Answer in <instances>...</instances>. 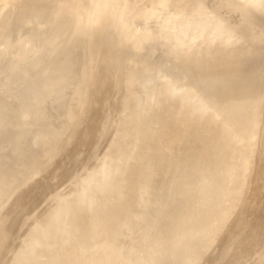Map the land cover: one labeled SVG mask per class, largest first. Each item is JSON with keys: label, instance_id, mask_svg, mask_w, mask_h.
I'll return each mask as SVG.
<instances>
[{"label": "bare ground", "instance_id": "obj_1", "mask_svg": "<svg viewBox=\"0 0 264 264\" xmlns=\"http://www.w3.org/2000/svg\"><path fill=\"white\" fill-rule=\"evenodd\" d=\"M88 3L89 0H0V205H2L0 209V264L6 254L9 241L16 234L15 228L20 217L40 204L41 196L52 186L48 181L37 177L49 174L54 168L64 171L62 176L64 177L66 171L73 170L82 164L89 155L91 145L105 131L108 119L104 118V108H107L109 93L115 87L112 85L113 80L115 82V78L122 72L130 71L128 82L131 83L137 77L139 79L144 72L153 74V72H159L160 69L164 71V75H160L163 73L159 72V76L164 77L165 80L162 79L163 84L161 80H158L161 81L158 85L162 86L157 92L156 100H152L156 94L153 92L156 85L152 90L149 87L150 92L154 93V96L149 94L148 101L150 99L149 102H152L150 104L148 102L145 106L150 109L149 114L141 117L139 116L140 111H137L138 114L129 112L131 115L129 114L126 120L123 119L125 122L121 127L117 124L120 128L119 139L111 144L107 152L103 154L104 158L101 157L103 160H98L101 162H98L100 165L94 164L98 167H95L82 180L74 192L57 196V200L51 206L42 210L41 215L21 239L22 242L17 243L18 249L12 253L9 264H72L73 262L74 264H89V252L88 254L85 252L87 261L84 262L85 257L83 259L82 256L79 257V253L82 254L80 249L92 250V245L98 243L97 241L104 235L110 234L113 229L117 228V232L122 229L125 232L124 228L127 223L133 222L134 224L139 214L141 218H138V224L134 225L138 237L136 238L137 235L132 233L134 230L131 229L135 238L130 241L129 237L124 238L125 244L119 248V255L133 256L141 251V255L137 254L136 257L145 256L144 263L149 264L150 259L148 258L150 257L147 258L149 255L147 251H152L149 249L151 244L148 248L143 245L146 247L143 249L142 244L138 242L140 237L144 240L141 236L142 231L145 234L144 230H147L146 235H148L142 243L153 245V243L162 242L165 247L163 244L165 240H171L169 242H171L173 251L170 253H174V249L182 245L184 248L187 247L182 244L186 241L192 242L198 238L199 242L201 238L203 243L202 239L207 238L204 244H201L203 246H196L200 242L197 243L195 240L193 244L196 243V248L191 247L193 244L190 243L191 248L189 249L195 248V250L194 252L188 250L191 255L193 254L190 256L189 252V259L185 257L184 261V256L183 259L180 258L182 259L180 261L184 263L188 260L189 264H196L198 258H201L207 249L205 243L207 245L208 237L213 238V234L217 233L215 232L218 229L217 226L225 225L228 220L225 217V222L221 219L218 222L224 224H217L215 221L221 210H218L219 214L214 217L217 212L215 208L224 203L223 207L227 206V203L230 209L234 207L236 198H242L235 197L237 193L239 194L241 184L244 183L245 187V182L249 180L251 181L247 189L248 194L244 197H247L246 201L253 199V202H250L251 205L244 202L249 205L246 207H251L254 211V208L259 209L264 201V144L262 140L259 141L261 138L258 139L261 135L260 124L264 117V9L257 10L247 7L246 0H169L172 10L194 13L205 9L214 12L222 16L244 37V44L236 48L217 47L194 51L188 55L171 56L159 48L146 49L144 52L137 53L121 46L107 23H102L93 29L86 28L80 21L79 14ZM91 42L97 49V51L94 48L93 50L101 52L97 56L98 69L95 73H92V70L89 73V66L85 67L87 62L84 64L78 74V80L83 86L84 82L87 83L88 76L91 75L89 89L83 95L75 94L76 91L71 90L72 60L64 59L61 63H57L54 57L77 52V47L81 44L85 46V53L87 49L90 52ZM115 48L124 49V52H121L122 57L125 52L136 54L144 68L145 63L149 64L154 57L155 63L157 65L160 63V69L156 71L154 66L155 71L151 68V70L141 69L134 72L132 67L135 61L121 60L113 54L116 52ZM44 71L45 73L40 76ZM101 74H104L102 79ZM148 75L147 78H149ZM36 77L39 78L34 81ZM141 79L145 80L144 77L140 78V81ZM29 80L33 83L30 84L31 87L25 95L26 98L24 97L25 100L20 99L21 95L18 92L19 95L13 94V91L18 90ZM41 89L43 94L39 93ZM13 95H18V97L10 103L8 100ZM74 95L78 98L71 102L76 98ZM123 95L120 99L124 97ZM128 96L130 94H127V97L125 95L127 99L125 98L121 104L122 106L125 104V108L136 99L134 95ZM137 96L139 97L140 94L138 93ZM140 98L138 99L141 100ZM2 99L8 101V104L4 103L5 106L18 105L19 111L10 118L6 117L10 108L4 106L2 102L5 101ZM26 100L30 101L31 110L25 109ZM66 101L69 106L66 107L63 116H60L58 109ZM139 102L138 105H135L136 102L133 103L135 106L131 103L133 107H129L135 109L136 106L139 107ZM118 105L115 106V112L120 108ZM124 112L123 107L122 115L127 114ZM66 123H71V134L67 141H61L62 127ZM28 135L32 136L29 142L26 138ZM38 139H40L39 143L35 144ZM68 144L73 153H70V148H68L71 155L69 154L70 157L67 155L68 159H66L61 151ZM124 151L125 153H122ZM252 174L255 176L253 180ZM119 178L124 181L123 185L121 183L122 186L119 185L120 187L114 185L115 182L118 184L116 180ZM215 182L219 183L215 184ZM243 188L240 192H243ZM108 191L111 192L108 193ZM103 199L106 205L112 207V211L110 212V208L109 213L107 212L108 206L107 210L103 208L108 214L102 213L103 217H101L97 212L103 210H98L100 208L97 209L95 206L98 211L93 209L94 212H92H96V216L99 215L101 218L92 222L91 216L93 215L90 209L93 205H99L98 203ZM229 201L234 202H232L233 206H230ZM215 203L219 205L217 207L215 205L214 218L211 212L212 219H210L207 214L210 212L208 208L213 207ZM245 204L241 205V208H244ZM246 207L244 211H247ZM227 210L226 212H229ZM224 211L221 213L223 214ZM235 211H231V214ZM203 212H206L207 218H204L206 214ZM254 212L252 214H255ZM129 213L139 214L135 215L136 219L134 216L133 219L130 217L132 219L130 221L127 216ZM242 213H239V216ZM202 214H205L204 217L199 216ZM123 215L127 217L124 218ZM223 215L226 216V214ZM247 215L245 214L243 218ZM94 217L92 220L95 219ZM197 217L200 218H198L199 221L202 220L201 218L205 219L200 225L203 228L198 229L202 222L200 221L195 225L198 227L197 230L194 226L184 229L187 230L185 235L184 230L181 231V226L185 222L187 225L189 221L194 222ZM258 219L260 220V217ZM247 220L241 221L244 223ZM255 220L257 221L256 217ZM206 221L208 223L204 224ZM255 224L250 228L246 227L249 229L244 237L252 244L253 242L259 244V255L258 250L255 251L259 257L256 262L264 264V249H262L264 247V219ZM131 226H133L132 223ZM191 227H194L195 232H189L192 230ZM235 227V230L228 233L227 244L219 252L218 257L215 260L212 259L214 264H241L238 254L231 248L239 235L237 231L240 225ZM246 228L243 229L247 230ZM212 230H215V233ZM128 234L125 236L127 237ZM121 237L112 239L108 243L103 240L104 244L101 249L107 248V258L108 256L111 258L113 253L117 252L114 246L120 245L119 243L123 241ZM167 243L166 246L169 247L170 244ZM95 247L96 245L93 248ZM158 247L159 244L152 252L158 254L164 250L161 246V248ZM167 247H165L166 250H169ZM185 249L183 250L187 251ZM98 251L94 253L93 249L94 254L91 257H98L100 253ZM163 253L165 254V251ZM180 254L178 253L181 257L185 253ZM252 255L255 257L254 253ZM76 256L82 261L76 260ZM179 256L176 254L175 257ZM124 259L120 256L117 261L109 263L121 264ZM255 259L256 257L254 261ZM106 261L108 263L109 259ZM165 261L167 262L168 259ZM177 262H179L178 259ZM177 262L175 260V263ZM90 263L99 264L95 260Z\"/></svg>", "mask_w": 264, "mask_h": 264}, {"label": "rangeland", "instance_id": "obj_2", "mask_svg": "<svg viewBox=\"0 0 264 264\" xmlns=\"http://www.w3.org/2000/svg\"><path fill=\"white\" fill-rule=\"evenodd\" d=\"M90 46H91V48H90V46H89V48L91 49L90 50V52H89V50L87 49V52L85 53L84 52V50H85V46H84V44H81V45H78V47H77V52H71V53H69V54H67V55H59V56H55L54 57V59H55V62H57V63H61L64 59H70V60H72V62H73V80L71 81V90H74L73 92H75V94H85L87 91H88V89H89V82H90V80H91V75L90 76H88V79H87V83H83V86H82V84H81V82H80V80H78L79 79V73H80V71H81V69L83 68V66H84V64L87 62V64L85 65V67H88L89 66V73H90V71L92 70V73H95V72H97V69H98V58H97V56L98 55H100V53L101 52H95V51H97V49H95L96 47H93V42H91L90 44H89ZM95 46V45H94ZM93 48H94V50H93ZM116 49V48H115ZM124 49L123 48H118V49H116V50H114V51H116V52H113V54L114 55H116V56H118V57H120V59L121 60H125V59H132V61H135V64H133V70H134V72L135 71H139V70H141V69H150L151 70V68H152V70L153 71H158L157 69L159 68V64L160 63H158V65H157V63H155V60H153V59H155L154 57H153V59H151L149 62V64H148V62L147 63H145L146 65H145V68L143 67V66H141V63H140V59L136 56V54H133V53H128V52H125L123 55V57H122V54H121V52L123 51ZM124 52V51H123ZM64 56H67V57H64ZM138 59V60H137ZM148 64V65H147ZM156 68H155V67ZM50 67V66H49ZM154 68H155V70H154ZM94 69V70H93ZM160 69V68H159ZM47 71V70H46ZM163 70L162 69H160L159 70V72H161V73H163V74H160L159 72H153V74L150 72V73H148V72H144V73H142L143 75H140V78H142V77H144L145 78V80L143 79H141V81H140V78L138 79V77L136 78V80L135 81H133V82H131V83H129L128 82V76H130V74H129V72L128 71H124V72H122L117 78H115V82H114V80H113V83H112V85H114L115 87H114V89H111V92L109 93V100H108V103H106V105H107V108L105 107L104 108V113H105V116H104V118H107L108 119V123H107V125H106V128H105V131L100 135V137H99V139L93 144V145H91L92 147H91V149H90V151H89V155H88V157L86 158V159H84L83 160V162H82V164H80L79 166H77V167H72V168H74L73 170L71 169V170H68V171H66V174H65V176L64 177H62L63 176V173H64V171H62L61 169H58V168H54V170L52 169V167H51V165H50V167H51V169H52V172H50L49 174H44V175H39L37 178L38 179H41V180H44V181H48L49 182V184H51L50 186V189L45 193V194H43V195H45V196H41L42 198H41V202H40V204H38L34 209H32V210H30V211H28V212H26V213H24L21 217H20V219H19V221H18V223H17V225H16V228H15V235L11 238V240L9 241V243H8V246H7V250H6V254L4 255V259H3V261L1 262V264H9V260H10V257H11V255H12V253L16 250V249H18V246H17V243L18 244H20L21 242H22V240L21 239H23L24 238V236H25V234H26V232H27V230L30 228V226L33 224V222L41 215V213L44 211V209H46L47 207H49V206H51L52 205V203H54L56 200H57V198L59 197V196H61V194L62 195H67V194H70L71 192H74L79 186H80V183L82 182V180L88 175V174H90L91 172H92V170H94L95 169V167H96V165H98L99 163H101L100 161H98V160H100V159H102V158H104V155L103 154H105L106 152H107V150L109 149V147H110V145L111 144H114V142L116 141V140H118L119 139V136H120V133H119V129L120 128H118V125H119V127H121V125L125 122L124 120H126L132 113H137V111L139 112V116H141V117H143V116H145V115H147V114H149V112H150V109L148 108V107H145V106H147V103L150 101V99H149V101H148V97H150L149 96V94L151 95V96H154V93H156L155 94V96L154 97H152V98H154V99H152V100H156V97H157V92H158V90H159V88H161V86L162 85H158V84H161L160 82L162 81V79H164L165 80V78L163 77L162 78V76H159V74L160 75H164V71L162 72ZM132 72V71H131ZM45 73V71L44 72H42L41 74H40V76H42L43 74ZM145 74H149L148 75V77L149 78H147V75L145 76ZM151 74V75H150ZM157 74V75H156ZM102 76H101V79H102V77H103V75L104 74H101ZM127 75V76H126ZM142 76V77H141ZM157 76V78H155V77ZM126 77V78H125ZM159 77H161V78H159ZM38 78L39 77H36V78H34V81H36V80H38ZM125 78V79H124ZM123 79L125 80V81H123ZM127 79V80H126ZM150 79V80H149ZM32 80V79H31ZM158 80H161V81H158ZM141 82V86L139 85L140 84V82ZM145 81V82H144ZM124 82V83H123ZM164 82H166V81H164ZM33 83V81H30L29 80V82L28 83H26V84H24V85H22L20 88H18V90L16 89V91H13V94L15 95V93H19L20 95H21V97H20V99H24L25 100V95H26V93L28 92V90H29V87H31L30 86V84H32ZM124 84V85H123ZM128 84H130V85H128ZM134 84H136L135 86H134ZM138 84V85H137ZM162 84H163V81H162ZM133 85V86H132ZM151 85V86H150ZM156 85V87L154 88V86ZM82 86V87H81ZM85 86H86V88H85ZM119 86V87H118ZM128 86H130V87H128ZM136 86H138V87H136ZM140 86V87H139ZM158 86H160V87H158ZM149 87L151 88V90L154 88V90L155 91H153L154 93L152 94L150 91V89H149ZM158 87V88H157ZM85 88V89H84ZM139 89L141 92H136V91H139V90H136V89ZM145 88V89H144ZM82 89V93L80 92V90ZM121 89H123L122 91H123V94H124V92H125V94L123 95L122 94V91H121ZM133 90H136V91H133ZM142 90H143V92H142ZM149 91V92H148ZM78 92V93H77ZM128 92H130V93H128ZM17 93V94H18ZM39 93H42L43 94V91H42V89L39 91ZM134 93H136V94H134ZM140 94V96L138 97L137 96V94ZM142 93V94H141ZM147 93V94H146ZM18 94V95H19ZM127 94L129 95L130 94V96H136V97H134V98H136L135 99V101H131V103L133 104V103H135V105H138V102L140 101L141 102V104H140V102H139V107L138 106H136V108L134 109V108H131V107H133V106H135L134 104H133V106L131 105V103L129 104V105H127L128 107L127 108H125L126 107V105L125 104H123V106L121 105L122 103H123V101H125V98L127 97ZM11 96V98L8 100L10 103H12V101L13 100H15L17 97H18V95L17 96ZM113 95V96H112ZM124 96L122 99H120L121 98V96ZM125 95H126V97H125ZM143 95V96H142ZM78 96H81V95H78ZM130 96H128V97H130ZM146 96V97H145ZM25 97V98H24ZM76 97V95H74V98ZM118 97H119V99H118ZM140 98L141 100H139L138 98ZM145 97V98H144ZM77 98L78 97H76L73 101H71V102H74L75 100H77ZM127 99V98H126ZM147 99V100H146ZM7 100V99H6ZM6 100H4V99H2V101H5V102H2L3 104L4 103H6L7 102V104H8V101H6ZM118 100L119 101V105H118V101L116 102V101ZM122 100V101H121ZM113 102H115V104L117 103V105H118V108L119 109H116V112H115V106H117V105H115ZM152 102V101H151ZM151 102H149V104L151 103ZM153 102H155V101H153ZM26 103H27V106H26V110H31V108H32V105H31V103H30V101H28V100H26ZM126 103V102H125ZM154 104V103H153ZM4 106H5V104H4ZM69 106V103H68V101H66L65 103H64V105H62L59 109H58V111H59V114L58 115H60V116H63V114H64V112L66 111V107H68ZM121 106H122V108H121ZM129 106H131V107H129ZM5 107H7V108H10V111H9V114L7 113L6 114V117H8V118H10L11 116H13L14 114H16L18 111H19V106L18 105H13V106H5ZM123 107H124V113H127V114H123L122 115V113H123ZM139 109H138V108ZM141 107V108H140ZM145 108H148L147 109V111H144V110H146ZM121 109V110H120ZM126 109H127V111H126ZM132 109V110H131ZM136 110V109H138V110H136V111H134V110ZM117 110H118V112H117ZM121 113H120V112ZM134 111V112H133ZM129 112H131V114L129 113ZM142 112V113H141ZM130 114V115H129ZM138 114V113H137ZM125 115V116H124ZM109 116H111V118H109ZM4 117V119H5V115L3 116ZM124 119V120H123ZM116 120V121H115ZM264 117H263V119H262V121H261V124H264ZM263 122V123H262ZM118 124V125H117ZM261 124H260V127L262 128H260V131H261V135H259L258 136V139H260L259 141H261L263 144H264V138H262V137H264V125L263 126H261ZM70 125V126H69ZM115 126H117V127H115ZM16 127V126H15ZM63 129V132H62V136L60 137V139H61V141H63V140H65V141H67V139H68V136L71 134V123H66L65 124V126H63L62 127ZM117 130V131H116ZM114 135H115V137H114ZM117 135V136H116ZM262 136V137H261ZM26 138H27V140H28V142L29 141H31V138H32V136L31 135H28V136H26ZM26 138H24V139H26ZM39 140L40 139H38V140H36V142H35V144L36 143H39ZM104 140V141H103ZM261 142H259V143H261ZM261 143V144H262ZM97 144V145H96ZM69 146V147H68ZM101 146V147H100ZM113 146V145H112ZM104 147H105V149H104ZM68 148H70V150L68 149ZM125 149V148H124ZM128 148H126V150H127ZM70 151V153H73L72 151H71V146H70V144H68V145H66V147H65V149L64 150H62L61 152H63V154L66 156V159H68V156L70 157V153H69V151ZM106 150V151H105ZM122 153H125V151L124 152H122ZM70 154V155H69ZM68 155V156H67ZM94 155V156H93ZM103 155V156H102ZM98 156H100V157H98ZM102 157V158H101ZM97 158H99V159H97ZM103 160V159H102ZM101 160V161H102ZM99 162V163H98ZM86 163V164H85ZM97 163V164H96ZM94 164H96V165H93ZM100 165V164H99ZM98 165V166H99ZM84 166V167H83ZM93 166V167H92ZM97 166V167H98ZM49 167V168H50ZM96 167V168H97ZM79 168V169H78ZM49 171V169L47 170V172ZM81 174V175H80ZM252 176V177H251ZM250 177L252 178V180L254 179V174H252ZM254 176V177H253ZM251 178H249V179H251ZM52 181V182H51ZM66 181V182H65ZM117 181V183L118 184H116V182H115V184L114 185H120V186H122L123 184H124V181H123V179L121 180V178H119V180H116ZM119 181V182H118ZM251 180H249L247 183L245 182V187H244V183H242L241 184V186H243V187H241L240 186V188H239V194L241 193H243V195H239L238 193H237V195L235 196V197H242V198H236L237 200H238V202H237V200L236 201H232V202H230L229 201V203L231 204L230 206H233L234 205V207H232L231 209H230V207L228 206L229 204L227 203V206L229 207V209H228V207L225 205V207H223V205L225 204L223 201H222V199H221V201L224 203L223 205H221L220 203H221V201H219L218 203L221 205V206H218L219 204L218 203H215L214 204V206L213 207H210V208H208V211H210V212H207V214H209L208 216H210V219H212V218H214V217H216L217 216V214H219L218 213V210H221L220 211V218H219V216L217 217V219H216V221L215 222H217V224H220V223H223V222H225V220H226V218L225 217H227V219L228 220H226V223H225V225H223V226H221V225H218L217 227H218V229H217V227H215V228H213V229H215V230H212L213 232L215 231V232H217V233H219V234H213V238H210V237H212V236H210V237H208L209 238V240L207 241V245L209 246H207L206 245V243H205V248H207V249H205L206 251H204V253H203V255L201 256V258H198V260L196 261V264H214V261H212V259L213 260H215L217 257H218V255H219V252H221V250L225 247V245L227 244V239H228V233H230L231 231H233V229L235 230V226H239L240 225V227H241V229L243 230V232H242V230L240 229V227L238 228V231H239V229H240V231L238 232L237 231V233L239 234V235H237L238 237H237V240H235L232 244V249H233V251H235L237 254H238V258H239V261L241 262V264H247V263H249V261H250V263L249 264H257L258 262H256L257 261V259L259 258L258 257V255H259V244H257V243H255V242H253V244H252V242H249V240L247 241L246 239H245V235L247 234V232H248V229L252 226V225H254L255 223L256 224H258V223H260V221L261 220H263L264 219V201L261 203V205L259 206V209L258 208H256V209H258V211L254 208V211H252L253 209L251 208V207H249V208H247L246 206H249V205H251L252 203H250V202H253V199H251L252 201H248V200H250V199H248L247 201L245 200V199H247V197H244V196H246L248 193V190L247 189H249L248 187H249V185H250V182ZM51 182V183H50ZM70 182V183H69ZM121 183H122V185H121ZM219 183V182H218ZM218 183H216L215 182V184H218ZM142 184V183H141ZM65 185V186H64ZM68 185V186H67ZM115 186V187H116ZM119 186V187H120ZM115 187H114V189H115ZM242 188H243V192H240V190H242ZM65 189V190H64ZM110 189H112V188H110ZM114 189H112V190H114ZM246 192H245V191ZM109 192H111V191H108V193ZM56 193V194H55ZM64 193V194H63ZM229 193H233V192H231V191H229ZM245 193V194H244ZM48 195V196H47ZM230 195H232V194H230ZM239 195V196H238ZM52 196V197H51ZM58 196V197H57ZM104 199H105V201H107L106 200V198L105 197H103ZM244 198V199H243ZM104 199H103V201L102 202H100V203H98L99 205H93V207L90 209V211H91V215H93V216H91V221L92 222H94V221H96V220H99L101 217H103V215H101L102 213L104 214H108L109 212V209H110V212L112 211V207H110V206H108V205H106L105 203H104ZM239 200H241V201H239ZM51 201V202H50ZM50 202V203H49ZM249 203V205H247V204H245V203ZM102 203V204H101ZM242 203H244L245 204V206H244V208H241L243 205H242ZM46 204V205H45ZM105 204V205H104ZM233 204V205H232ZM215 205H216V207L218 206V207H221L220 209L217 207V208H215ZM236 205H239V206H236ZM242 205V206H241ZM1 206L2 205H0V209H1ZM95 206H96V208L98 209V208H100V209H98V210H103V208H104V210H107V208H108V210H107V212H104V210L103 211H98V210H96V208H95ZM108 206V207H107ZM236 206V207H235ZM107 207V208H106ZM223 207V208H222ZM245 207H246V210L247 211H244V209H245ZM102 208V209H101ZM106 208V209H105ZM217 210V212L215 213V209ZM225 208H226V210L228 209L229 210V212H226V210H225ZM262 208V209H261ZM93 209L95 210V211H98L97 212V214H99V215H101V217L99 216V215H97L96 216V212L95 213H93L94 211H93ZM209 209H211V210H213V211H211V210H209ZM225 211H224V210ZM237 209V210H236ZM239 209V210H238ZM242 209H243V211H242ZM250 209H251V211H250ZM43 210V211H42ZM227 210V211H228ZM233 212V210L236 212H234V214L232 215L231 214V211ZM241 210V211H240ZM263 212H262V211ZM39 211H41V212H39ZM93 211V212H92ZM222 211H224L223 212V214H226V216H224L221 212ZM261 213H260V212ZM38 212V213H37ZM212 212V213H211ZM243 212V213H242ZM247 212H249L248 213V215H247ZM250 212H251V215H250ZM257 213V212H259L260 213V215H259V213H257L256 215L255 214H252V213ZM127 213V212H126ZM203 213H205L206 214V212H203ZM210 213L212 214V218H211V215H210ZM216 215H215V214ZM239 213L241 214L242 213V215H240L239 216ZM95 214V215H94ZM125 214V213H124ZM128 214V213H127ZM139 214V213H138ZM138 214H136L135 213V215H137L138 216ZM205 214H202V216L201 215H199L200 217H204V215ZM207 214L205 215V217L204 218H207L206 216H207ZM228 214H229V216H228ZM247 215V216H245V218H243L244 217V215ZM263 214V215H262ZM31 215H32V217H31ZM132 215V216H131ZM135 215H133V213H129V215H127V216H129V218L131 217L132 219H133V216H134V218L136 219V217H135ZM215 215V216H214ZM222 215H223V217H222ZM231 215V216H230ZM258 215V216H257ZM263 217H262V216ZM94 216H96V217H94ZM99 216V217H98ZM105 216V215H104ZM126 216V217H127ZM214 216V217H213ZM239 216V217H238ZM95 218V219H93L92 220V218ZM123 217L124 218H126L125 217V215H123ZM222 217V218H221ZM243 218V219H241V218ZM246 217H248L247 219H246ZM252 217H253V219H252ZM255 217H256V219H257V221L255 222L254 221V219H255ZM258 217H260V220L258 219ZM32 218V219H31ZM129 219L130 221L132 220V219ZM138 218H141V216H140V214H139V216H138ZM137 218V219H138ZM198 218L199 217H197V219H195V220H197V221H195L194 220V222H192L191 223V221H189L191 224H189V222H188V225H187V222H185L184 223V225H182L181 226V231L183 232V230L184 229H186V228H188V226H189V229H190V226H194L195 227V225H197L198 224V222H200V221H202V222H200V224H199V228L196 226L195 228V230H197V228L199 229V230H201L202 228H201V226L200 225H202V223L205 221V219L204 218H201L202 220H198ZM209 218V217H208ZM224 218V219H223ZM238 218V219H237ZM251 218V219H250ZM263 218V219H262ZM134 219V220H135ZM133 220L134 221V224H133V222H128L127 223V226L124 228L125 229V232L122 230V229H120V230H118V232H117V228L116 229H113V231H111L110 232V234L108 233V234H106V236L104 235L103 237H105V239L103 238V237H101L97 242L98 243H94V245H96V247L95 248H93L94 247V245H92V247H91V249L92 250H90L89 248V251L86 249V248H82V249H80L81 250V252H82V254H80L79 253V257L80 256H82V259L85 257V252L88 254V252H89V256H90V258H88L89 260V264H91L90 262L91 261H98L99 262V264H108L109 262H114V261H117L118 260V258H120V256L124 259L123 260V262L121 263V264H143L145 261L143 260V258H145V256L143 257H141L140 256V258L139 257H136V256H138L140 253H142L141 251L140 252H137V253H135V254H133V256H131L130 254H127L126 256L125 255H119V248H121L122 247V245L123 244H125V242H124V238H128L129 237V241L132 239V238H135V234H136V225L138 224V220ZM200 219V218H199ZM203 219H204V221H203ZM220 219H221V221H223V222H220V223H218L219 221H220ZM223 219V220H222ZM247 220V222H244L243 223V221H246ZM249 219H250V223H248V221H249ZM139 220H141V219H139ZM209 220V219H208ZM238 220H240L239 222H238ZM241 220H243V221H241ZM31 221V222H30ZM259 221V222H258ZM29 222V223H28ZM197 222V223H196ZM209 222H211L210 220H209ZM251 222H252V224H251ZM27 223V224H26ZM131 223H132V225L134 226V228H133V226H131ZM195 223V224H194ZM206 223H208V221H206L204 224H206ZM247 223H248V225H247ZM254 223V224H253ZM29 224V225H28ZM193 224V225H192ZM216 224V223H215ZM216 224V225H217ZM236 224V225H235ZM241 224L243 225H245V227H244V225L243 226H241ZM255 224V225H256ZM131 227H130V226ZM187 225V226H186ZM247 225V226H246ZM129 226V227H128ZM185 226V227H184ZM229 226V227H228ZM194 227H191L192 228V230H190L189 232H191V231H194ZM246 227H249V228H246ZM221 229V231H220V229ZM243 228H246L247 230H244ZM126 229H128L129 231H127ZM131 229L132 230H134V232L132 231V233H135V234H132L131 233ZM150 229V228H149ZM148 229V230H149ZM188 229V230H189ZM179 230H180V228H179ZM218 230H219V232H218ZM18 231H19V233H18ZM144 231H146L145 232V234H144V232L142 231V234L141 233H139V234H141V236H143L144 237V240H145V237L147 238V235H146V233H147V230H144ZM211 231V232H212ZM245 231H246V233H245ZM113 232V233H112ZM120 232V233H119ZM123 232V233H122ZM127 232V233H126ZM131 234H130V233ZM149 232V231H148ZM195 232V231H194ZM193 232V233H194ZM196 232H199V231H196ZM212 232V233H213ZM214 232V233H215ZM241 232V233H240ZM117 233V234H116ZM130 235H129V234ZM185 235L187 234V230H184V232H183ZM183 233H182V235H183ZM243 233H245L244 235H243ZM111 234H112V236H111ZM124 234V235H123ZM125 234L127 235L128 234V236L126 237L125 236ZM242 234V235H241ZM116 237H115V236ZM131 235H133V236H131ZM137 235V234H136ZM146 235V236H145ZM18 236V237H17ZM122 236V237H121ZM125 236V237H124ZM131 236V237H130ZM140 236V235H139ZM215 236V237H214ZM241 236H243V237H241ZM245 236V237H244ZM123 238V241L121 242V243H119L120 245V247L119 246H114V249H116L117 250V252L114 254L113 253V256L111 257V258H109V256H108V258L106 257V255H108V253H107V248H105V249H101V246L104 244V242L105 243H108L110 240H112V239H118V238ZM138 237V235L136 236V238ZM216 237H217V239H216ZM103 238V239H102ZM222 238V239H221ZM224 238V239H223ZM245 239V242H244V239ZM201 238H199V242H200V244H196V243H194L193 244V241L195 240V241H197V243H199L198 242V238L197 239H191V240H193L192 242L190 241H186V242H184V243H182V244H184V245H187V247H188V249H187V247H185L186 249H187V251H184L183 249H185L184 248V246L182 245L181 247H179V248H176V249H174L175 250V252L173 253H170L171 251H173L172 249H171V242H169V241H171V240H165V242L167 243V241L169 242V243H167L168 245H169V247H167L166 246V243L164 242L163 244L165 245V247H167V249H169V250H166V248L162 245V242H160V243H158V242H156V243H153V245H152V243H148V245H147V243H142V237H140V238H138V242L140 243V244H142V247H143V245L144 246H146L147 248H148V246L150 247L149 249H151L152 251H154V249H155V246L157 247L158 246V244H159V247L158 248H161L162 246V248H164V250H162V249H160V250H162V251H160V253H161V255H160V253H158L157 254V252L155 253H153L152 251L150 252V250H148L147 252L149 253V255L147 256V258L148 257H150V258H148V259H150V263L149 264H170V263H175V260H176V262H177V259H178V261L179 262H177V263H175V264H181V263H183V264H189V261L188 260H186V262L187 263H184L183 261H180V260H182L183 259V256H184V261H185V257H187L188 259L190 258L188 255H189V252L191 251V252H194V250H195V248H196V246H203V245H201V244H204V242L206 241V239L204 240V239H202L203 240V243H202V241L200 240ZM214 239V240H213ZM241 239H243V240H241ZM103 240H104V242H103ZM143 240V241H144ZM220 240V241H219ZM101 241V242H100ZM194 241V242H195ZM212 241V242H211ZM223 241V242H222ZM145 242V241H144ZM182 242V241H181ZM222 242V243H221ZM226 242V243H225ZM186 243V244H185ZM190 243H192L193 245L191 246L190 245ZM215 243V244H214ZM240 243V244H239ZM12 244H13V246H12ZM77 244H79V242L77 243ZM101 244V245H100ZM146 244V245H145ZM155 244H157V245H155ZM161 244V245H160ZM195 244H196V246H195ZM16 245V246H15ZM155 245V246H154ZM173 245V244H172ZM251 245H253V246H251ZM100 248H99V247ZM152 246H154V248L152 247ZM161 246V247H160ZM195 247V248H192V250L191 249H189V248H191V247ZM217 246V247H216ZM221 246V247H220ZM235 246V247H234ZM146 247H143V249L144 248H146ZM152 247V248H151ZM251 247L253 248V249H251ZM254 247H256L255 248V250H254ZM258 247V248H257ZM261 247H263V246H261ZM158 248H156V250L159 252V250H158ZM182 248V249H181ZM12 249V250H11ZM93 249H94V253H95V251H98V250H101V251H98V252H100L99 254H98V257H95V258H93V257H91V255H93L94 253H93ZM97 249V250H96ZM185 249V250H186ZM210 249H211V251H210ZM216 249V250H215ZM248 249H250L249 251H248ZM262 249H264V247L262 248ZM9 250V251H8ZM155 250V251H156ZM176 250H177V252H176ZM181 252H180V251ZM188 250H190V251H188ZM218 250V251H217ZM256 250H258L257 252H258V255H257V252H255ZM260 250H261V248H260ZM163 251H165V254L163 253ZM167 251V252H166ZM183 251V252H182ZM239 251V252H238ZM252 251H254V252H252ZM8 252V253H7ZM91 252H92V254H91ZM191 252H190V256H192L191 255ZM244 252V253H243ZM246 252V253H245ZM153 254V256H152V254ZM166 253L168 254V255H166ZM178 253L180 254H184V255H182L181 257L178 255ZM241 253V254H240ZM249 253H251V255L254 253V256L256 257V259H255V261H254V258L255 257H253V255L251 256ZM263 253H264V251H263ZM10 254V255H9ZM138 254V255H137ZM171 254V256H169ZM176 254H177V256H179L178 258L177 257H175L176 256ZM180 254V255H181ZM239 254H240V256H239ZM243 254V255H242ZM245 254H246V256H245ZM260 254H261V251H260ZM78 255V254H77ZM84 255V256H83ZM141 255V254H140ZM157 255V256H156ZM165 257V260L166 259H168V261L166 262L165 260V262L163 261V256ZM185 255H187V256H185ZM211 255V256H210ZM213 255V256H212ZM248 255V256H247ZM257 255V256H256ZM103 256V257H102ZM128 256L130 257V258H128ZM135 256V257H134ZM155 256V257H154ZM160 256V257H159ZM171 257L172 259H170L169 257ZM174 258H173V257ZM7 257V258H6ZM77 257V259L76 260H78V259H80L78 256H76ZM152 257H154L153 258V261H152ZM157 257V258H156ZM208 257V258H207ZM248 257V258H247ZM258 257V258H257ZM139 258V259H138ZM142 258V259H141ZM161 258H162V260H161ZM175 258H177V259H175ZM180 258H182V259H180ZM186 258V259H187ZM240 258H242V260L240 259ZM246 258H247V261H246ZM82 259H80L81 261H82ZM109 259V261H108V263H107V261L106 260H108ZM141 259V260H140ZM175 259V260H174ZM253 259V260H252ZM75 260V261H76ZM159 260H161V261H159ZM87 260H86V257L84 258V262H86ZM126 263H125V262ZM128 261H129V263H128ZM132 261V263H130ZM135 261H136V263H135ZM155 261V262H154ZM162 261H163V263H162ZM156 262H158V263H156ZM181 262V263H180ZM218 262V260L216 261V263ZM173 263V264H174ZM72 264H74V262L72 263ZM110 264V263H109ZM144 264H146V263H144ZM240 264V263H239Z\"/></svg>", "mask_w": 264, "mask_h": 264}, {"label": "clouds", "instance_id": "obj_3", "mask_svg": "<svg viewBox=\"0 0 264 264\" xmlns=\"http://www.w3.org/2000/svg\"><path fill=\"white\" fill-rule=\"evenodd\" d=\"M246 6L264 9V0H246ZM79 19L89 29L107 23L118 43L137 53L159 48L179 56L244 44V37L222 16L205 9L172 10L169 0H89Z\"/></svg>", "mask_w": 264, "mask_h": 264}]
</instances>
